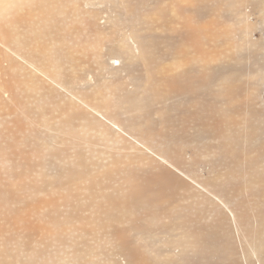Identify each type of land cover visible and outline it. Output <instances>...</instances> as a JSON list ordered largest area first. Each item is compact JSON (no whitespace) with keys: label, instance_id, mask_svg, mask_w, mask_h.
Here are the masks:
<instances>
[{"label":"rangeland","instance_id":"rangeland-1","mask_svg":"<svg viewBox=\"0 0 264 264\" xmlns=\"http://www.w3.org/2000/svg\"><path fill=\"white\" fill-rule=\"evenodd\" d=\"M155 1L156 7L167 9V15L159 22L163 23V31L149 28V34L159 42L158 52L169 55L175 46L168 49L166 43L178 44L176 39L181 32L179 19L170 15L178 5L174 0ZM235 1L237 12L233 14L246 13L254 28L251 39L258 43L259 28H264V0ZM0 4V82L14 87L7 98L8 105L0 112V179L5 188L14 190L0 198V224L21 216L33 226L42 227V232L51 231L55 240L46 241L47 247L40 246V234L22 253L20 240L9 239L7 229L5 236L9 240L4 236V249L0 241V264H127L141 250L146 253L144 264H202L191 251L181 254L178 240L168 244L166 231H176L180 212L183 215L184 207L193 202L196 190L199 199L192 208L194 224L190 233L200 238L210 225L215 231L214 247L203 253L206 264H226L225 254L227 264H264V252L254 249L246 240L259 234L249 220L252 215L264 217V198L258 201L254 196L252 200L249 193L240 189V200H246L241 222L235 213L240 237L235 239L229 233L227 238L220 227L223 224L226 229L234 228L227 225V207L219 197L226 195L227 200L231 190L228 173L236 169L235 160L237 166V161L244 158L241 149L250 132L245 129L246 124L260 119L256 114V118L245 114V102L257 106L264 102V89L257 85L261 64L256 62L255 54L244 57L243 64L234 72L235 81L241 78L247 82L239 99L235 93L227 95L225 116L217 111L222 106V83L211 88L209 94L203 90L195 93L207 102L203 108L189 102L181 109L185 117L174 111L169 124L163 120L162 127L155 115L163 109L160 105L137 111L130 99L135 81L128 77H138L141 68L137 63L133 62L128 71L119 72L116 77L102 71V59H107L103 54L108 49L121 50L126 45L134 48L136 32H148L129 12L123 11V4L114 0H0ZM205 4L199 0L192 3L204 6L199 8L203 17L195 20L197 24L227 29V6L216 2L215 12L209 16L211 4ZM144 14H137V18ZM223 46L216 43L202 47V51L224 58L212 64L215 72L227 70V46ZM256 47H250L253 51L248 56L255 53ZM109 62L114 67L118 64ZM168 64L167 61L165 66ZM86 79L94 80L93 87H86ZM188 79L186 74L185 80ZM20 80L27 84L21 87L22 91L16 88ZM231 87L228 78L227 90ZM171 97L166 102L168 108L182 99L177 94ZM121 99L127 114H141L154 127H161V131L147 129L150 138L143 140L142 126H134L132 134L126 125H119L123 129L112 126L106 115L116 122L125 120L116 115L115 107ZM239 100L243 103L236 108ZM68 110L76 111L72 128H78L82 137L69 143L60 132ZM256 110L264 113V108ZM195 112L199 118L193 117ZM99 122L104 126L105 122L107 130L100 128ZM224 124L225 131L220 127ZM161 157L170 158L167 172L175 181L171 199L164 203L165 209L151 210L136 200L132 207V185L151 181ZM263 158L264 155L256 161ZM70 170L75 172L70 174ZM242 171L245 172L244 167ZM238 188H242L240 183L232 184L233 195ZM112 212L117 217L110 218ZM255 253L262 258L256 261Z\"/></svg>","mask_w":264,"mask_h":264},{"label":"bare ground","instance_id":"bare-ground-1","mask_svg":"<svg viewBox=\"0 0 264 264\" xmlns=\"http://www.w3.org/2000/svg\"><path fill=\"white\" fill-rule=\"evenodd\" d=\"M114 1L123 4V11L129 12L134 18H136V23H139L138 25L142 23L141 25H144L148 29V32H136L137 37L135 38V41H133V44H135L134 48H132L130 45H126L121 50L108 49L106 53L103 54L107 56V59H102V65L104 66L102 71L107 72L111 77H116L119 72L128 71L133 62H135V64L137 63L138 68H141L138 77L135 79H133L131 75L128 77V79L135 81L132 83L133 87L130 92L133 93V95L130 99L134 101L137 111H140V109L144 107L160 105L163 109L160 110V113H155V115L159 117L158 125L165 127L162 125L163 120L168 121L169 124L171 121V114L174 111L180 112V116L185 117L184 112H181V109L186 108V104L188 105L189 102H195L198 107L203 108L207 102L204 101L202 97L195 96V93L203 90L204 94H209L211 88L222 83L225 84V88L220 89L222 90V106L218 108L217 111L221 117L225 116L227 114V95L231 96L233 93H235L236 97L238 98L239 92L242 95L244 94V86L247 81H243L241 78H238L236 81L234 80V72L236 71V68L243 64L242 59L244 57L250 58L255 54L256 62L261 64V67L259 68L260 76L258 75L260 77V81L257 85L260 89H264V28L262 25L259 28L258 43L252 41L251 33L254 28L253 23L249 21V17H247L245 12L240 16L233 14L237 12V1L199 0L200 4H204V6L206 5L205 3L211 4L210 7L208 6L209 16L215 12L216 2H221L227 6V18L230 17V22L227 21V29H222L219 26L213 27L211 24H197L195 20L203 17L199 11V8H203L204 6L192 5L194 0H174L178 7L176 8V11L172 9L170 11V15L176 16L179 19L181 32L176 39L178 44L169 42L166 43L165 47L168 49H171L175 46V50L169 55L158 52V46H156V44H159V42L152 36V33L149 34V28H151V31L154 30V32L159 29L163 31V23L159 24V22L164 19V15H167L166 8L161 6L156 7L155 0ZM142 12L145 14L138 19L137 14H141ZM1 14L2 13L0 11V17ZM188 14H190L191 17H188ZM262 18H264V16ZM146 19L148 20V24L146 23ZM167 30H171V27H168ZM232 37L234 43L232 42ZM216 43H222V46L224 43L227 46L226 71L224 70L215 72L212 70V68H214V65L212 64L224 59L223 57H220L215 53L208 52V50L207 53L202 51L203 45L206 44L208 46H216ZM255 44L257 46L255 53L252 52L251 55L248 56V53L250 54V52L253 51V48L250 49V47ZM135 52H137V54H135ZM109 60L118 61L117 66L114 67L112 63L109 62ZM167 61L169 64L168 66H165ZM186 74L189 75V79L187 81L185 80ZM169 77L173 78L168 79ZM203 78H206V80L202 83L201 80ZM208 78L211 79L210 83H208ZM228 78L232 87L227 90ZM250 78H254V76ZM93 84L94 80L86 79V87H91ZM23 85L27 84L24 80H20L16 84V88L21 90ZM13 89V86L6 87L4 83L0 82V112L5 110L4 107L8 105L6 101L7 98L13 93ZM5 92H8L9 94L7 97L4 94ZM171 94L180 95L182 99L177 101L178 103L176 106L168 108L166 107V102L168 101V98L171 97ZM242 103L243 102L239 100L236 104V108H238ZM119 105H121V107ZM130 105L134 106V104ZM189 107L193 108L192 106ZM263 108L264 102L259 106H257V104L255 105L253 102H245V114L249 113L252 118H256L257 115L260 117V119H256V123L254 124H246L245 129H249L250 132L246 140L243 142V148L241 149L244 154V158L237 161V166L235 160L234 166L236 169L234 168L228 173L227 177L230 179L229 183L231 185V190H229L227 200L225 198L226 195H221V197H219L220 203L227 207V213L225 217L227 220V225L230 224L234 227H227L226 229L223 224L220 226L226 233L227 238L229 233H233L235 239H238L241 234L240 225L237 224L238 222L236 223L235 213H237L239 222H241L243 218L242 208L246 205V200H240L242 196L239 195V190L243 189L245 191H243L244 194L249 193L248 196H250L252 200L254 196L258 201L264 198V158L262 159L263 161H256L261 159V156L264 155V113H262L261 110H256ZM115 109L116 115H122L125 120L116 122L106 115L107 120L112 126L117 125L123 129L122 126L119 125H126L131 134L135 130L134 126H142L144 128L142 130H145V132L141 133L140 135L143 140L150 138V135H148L146 132L147 129L161 131V127H154L150 120L148 118L144 120L141 114H139L137 117L127 114V112H125L126 107L124 108L122 106V99L118 101L117 107H115ZM202 110L208 112L207 109ZM53 111L56 112V110ZM75 113V110H68L64 114V120L62 122L63 128L60 129L61 136L68 143L75 140L81 132L78 131V128H72V118ZM141 113H144V111H141ZM195 114L196 115L193 117L199 118L198 113L195 112ZM104 124L105 126L99 122L98 126L100 128H105V131L107 130L108 125L105 122ZM220 127L224 131L227 130L226 124ZM82 133H86V131H83ZM78 138L82 137L79 136ZM236 153L239 155L237 151ZM255 155L257 157H255ZM159 160L160 162L157 164V166H155L154 171L151 174V181L142 180V185H132V207L134 206V201L136 200L143 203V206L147 207L148 209L157 210L160 207H164V203L171 199V192L174 190L175 181L171 179L172 175L167 172L169 171L167 165L171 166L169 163L170 158L161 157ZM243 167L245 168V172L242 171ZM81 169L84 170L82 166ZM67 172L73 174L75 170H70ZM133 180H138L140 182L141 179L134 177ZM238 183L242 185V188H238V192H235L233 195L232 184L238 186ZM197 184L199 183L197 182ZM13 191L14 190L10 187L5 188L3 179H0V198L2 196L8 195L9 193L12 194ZM193 197V202H190V204L184 207L183 215L180 212L179 219L175 225L177 232L172 228H168L166 230L169 234L168 244L173 240H178V246L182 247L181 254H184L185 251H191L195 258L200 259L202 264H206L203 253H206L208 250L214 247L215 231L210 225L207 229V232L205 234H201L200 238L196 237L198 235L194 236L190 233V229L194 224V221L191 217V214L193 213L192 208L194 209L195 203L198 202L197 200L199 199V192L197 190L194 192ZM220 203L219 205H221ZM249 209L251 208H249L248 205V212ZM247 214L249 220L251 214L250 212ZM114 216L117 217L114 212L109 214L110 218H115ZM249 221L252 226L255 225V228L258 230L259 234L251 238L250 241L246 237V240L253 248L257 247L256 250L264 252V217L252 215V218ZM2 222L4 224H0V241L2 242L3 249L5 248V242L12 238H17L20 240L19 247L22 248V250H20L22 253L31 247V242L37 241V238L40 234L42 237L37 242V244L40 246L47 247L46 241H49V243H53L55 241L54 235L51 231L46 230L45 232H42V227L37 225L33 226V224H30L31 221L29 219L28 221H25V219L21 216H16L13 219H7ZM7 229L10 230L9 239L5 236ZM4 236L7 238V240L4 239ZM24 240L26 242H23ZM84 246L85 248L87 247L86 244H84ZM145 256V250H141L138 252V254H133L127 261V264H144L143 262ZM262 256L263 255L261 254L255 253L253 258L257 261L262 258ZM225 258V262L227 264L229 261L227 260V254H225Z\"/></svg>","mask_w":264,"mask_h":264}]
</instances>
